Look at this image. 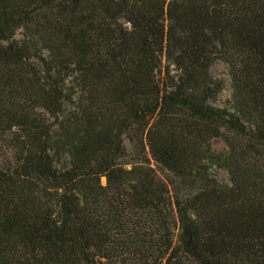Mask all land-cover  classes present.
I'll return each instance as SVG.
<instances>
[{"label": "trees", "instance_id": "trees-1", "mask_svg": "<svg viewBox=\"0 0 264 264\" xmlns=\"http://www.w3.org/2000/svg\"><path fill=\"white\" fill-rule=\"evenodd\" d=\"M0 264H264V0H0Z\"/></svg>", "mask_w": 264, "mask_h": 264}, {"label": "rangeland", "instance_id": "rangeland-1", "mask_svg": "<svg viewBox=\"0 0 264 264\" xmlns=\"http://www.w3.org/2000/svg\"><path fill=\"white\" fill-rule=\"evenodd\" d=\"M211 74L215 79L223 80L226 83L225 89L215 101V105L219 107L229 106L233 94L229 67L223 62H216L211 68ZM212 146L217 153H225L227 151V146L220 139H214ZM214 172L219 181L230 184V178L226 170L214 167Z\"/></svg>", "mask_w": 264, "mask_h": 264}]
</instances>
